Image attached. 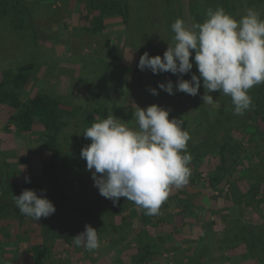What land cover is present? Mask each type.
Masks as SVG:
<instances>
[{
	"label": "trees",
	"instance_id": "1",
	"mask_svg": "<svg viewBox=\"0 0 264 264\" xmlns=\"http://www.w3.org/2000/svg\"><path fill=\"white\" fill-rule=\"evenodd\" d=\"M132 2H78L82 13L80 20L85 22L78 27L80 37H98L105 29V19L111 17L121 21L125 46L135 45L138 55L148 51L156 53V47L166 41L171 45L174 36L171 24L180 18V0H138L139 13L134 17ZM213 5V0H202L204 17L209 8L214 9ZM0 16H3L11 31L29 27L27 36L37 47L49 41L56 42V37L48 38L38 29L39 21L28 0H0ZM142 23L151 33L150 39H147V34L143 35V31L141 33L144 27ZM88 46L89 51L96 50L90 43ZM33 67V63H26L14 71L5 70L0 79V104L12 109L6 129L13 126L18 136L28 138L36 132L43 151L41 169L27 175L30 182L26 183L25 179L23 186L14 181V175L5 164L6 159L3 158L4 163L0 164V264H49L54 243L62 237L52 230L56 224L66 227L63 239L67 244L71 242L75 229L78 235L85 230V225H90L98 231L100 243L120 245V254L126 248L130 249L131 242L134 244L128 264H150L156 255H161V251L166 249L160 247L175 239L180 232L178 217L187 215L188 210L196 206L202 194V191L195 189L199 184H203L205 194L202 195H206L207 199L217 198L212 195L214 191L221 196L227 186L224 193V198L230 203L227 210L233 206L238 211L240 207L256 205L261 218L258 224L245 222L237 215H226L222 230V241L225 243L219 245L225 250L242 247L243 250L235 255L237 261L234 262L250 260L264 264V83L249 90L253 105L243 115H234L232 102L215 108L203 103L200 93L192 96L190 102L187 94L176 92L173 88L174 94L169 95L168 102L159 107L169 111V120H181L182 127L189 133L187 152L192 157L190 177L183 187L171 188L175 191L170 192L159 214L147 215L123 197L113 204L101 195H81L73 187L80 172V162L86 163L80 156L81 149L91 143L90 139L84 138L83 132L94 122L93 114L102 110L109 99L119 74L118 67L101 63L98 68H91L93 71L87 79L84 78L86 81L83 83L84 95L90 98L81 106L73 105L70 111L61 110L62 101L49 94L36 93L28 99H21V90ZM164 74L151 73L149 84H158L157 81ZM171 76L172 79L167 82L175 84V75ZM185 109L191 110L188 115H182ZM247 132H251V141L255 142L257 137L250 151L244 146ZM203 172L206 173L205 179L201 178ZM239 181L246 183L243 192L238 190ZM25 189L35 190L38 195L44 190L46 198L56 209L55 213L36 222L22 215L14 197ZM235 194H241L243 198ZM176 209L177 212L173 213ZM23 223L35 225L40 241L29 240L25 247L14 243L11 229ZM210 245L209 231L204 230L196 245L186 250L185 263L205 264L204 257L210 248L213 251L218 249L217 243L212 247Z\"/></svg>",
	"mask_w": 264,
	"mask_h": 264
},
{
	"label": "rangeland",
	"instance_id": "2",
	"mask_svg": "<svg viewBox=\"0 0 264 264\" xmlns=\"http://www.w3.org/2000/svg\"><path fill=\"white\" fill-rule=\"evenodd\" d=\"M81 1L84 0H28L34 10L36 20L39 21L37 26L41 33L51 39L56 37L55 43L49 41L42 47L35 46L31 37L27 36L29 27L11 31L3 16H0V79L5 70L14 71L20 65L33 63V70L21 90V99H28L36 93L49 94L62 101L61 110L70 111V107L73 105L81 106L90 98H86L84 95L83 83L86 81L84 78L89 77L91 70L93 71L95 67L98 68L101 63L113 64L118 67L119 74L113 84L109 99L105 102L102 110L93 114V119L97 116L107 118V116L113 115L122 122L128 123L129 127H134L135 122L132 119H134L133 113L136 106L145 109L153 104L161 106L168 102L169 95L159 89L158 84H166L169 79H172L171 73L164 72V76L157 81L158 84H149L152 72L148 69L144 71L138 69L137 65L141 55L136 52L135 45L125 46L124 26L117 18H106L105 29L98 37H80L78 27L85 23L80 20L82 13L79 11L78 2L81 3ZM213 1V10L222 7L236 20L244 16L250 8L257 11L260 18L264 20V0ZM80 7L82 6L80 5ZM138 8V0H133L131 3L133 17L135 14L138 15ZM179 17L189 28L193 23H202L206 19L202 12V0H180ZM138 21L141 19L139 18ZM142 26L144 27L141 33L143 31V35H150H146L147 39H150L151 33L146 31V25L142 23ZM89 43L96 50L89 51ZM168 44L167 41L160 44L156 47V53L151 52L149 55L162 57ZM30 57L36 58L31 59ZM190 62H193L191 58ZM86 69L89 70L86 71ZM192 74L199 75L194 66L189 74H185L181 78L191 79ZM174 79L173 88L176 90L178 76L175 75ZM149 89H156L158 95H152ZM198 93L201 94V100L203 95H211L215 102L210 105L215 108H220L231 102V98L222 93H207L202 85ZM186 97L190 99L188 101L192 102V96L186 95ZM11 111V108L0 104V164L4 163L2 162L3 158L6 159L5 164L8 165L10 173L14 175V181L22 185L27 175L34 174L41 169L43 151L36 132L28 138L18 136L13 126L6 129ZM183 111L185 113L182 115H188L191 110ZM249 133L251 132L245 133L244 140V146L248 148L247 151H250L251 145L257 141V137H255V142L251 141ZM81 162L78 178L73 183L74 189L84 196L99 195L98 189L94 187L91 173L86 170V163ZM205 177L206 173L203 172L201 178L205 179ZM237 185L241 192L246 188V183L243 181L237 182ZM227 188V186L224 187L221 196L218 194L219 192L214 191L212 195L217 197L216 199H207L206 195H202L205 194L203 184L197 185L195 189L202 191V194L199 196L196 206L189 209L187 215L178 217L181 225L180 232L174 237L175 239L160 247L166 249L161 251V255H156L150 264H186V250L196 245L197 239L204 230L209 231L210 247L215 243L218 245V249L215 248L216 250L213 251L210 248L207 252L204 257L205 264H256L250 260L234 262L237 261L235 255L243 250L242 247L225 250L219 245L225 243L222 241V237H224L222 230L226 215H237L243 221L253 224L261 222L260 212L256 210V205L243 206L238 211L233 206L227 210L226 207L229 208L230 205L229 201L224 198ZM174 191V189L170 190L171 193ZM208 192L211 194L210 191ZM235 196L243 198L241 194H235ZM175 212L177 209L173 211V213ZM52 230L56 235L62 237L54 243L49 264H128L129 256L133 253L131 248L134 244L132 242L129 245L130 249L126 248L121 254L119 252L121 246L112 242L99 243L97 249L87 251L74 244L72 238L77 235L76 229L69 244L65 243L63 239L67 232L64 225L56 224ZM11 231L14 243L22 247H25L29 240L36 242L41 239L37 228L32 224H16ZM11 246L9 245V247Z\"/></svg>",
	"mask_w": 264,
	"mask_h": 264
},
{
	"label": "clouds",
	"instance_id": "3",
	"mask_svg": "<svg viewBox=\"0 0 264 264\" xmlns=\"http://www.w3.org/2000/svg\"><path fill=\"white\" fill-rule=\"evenodd\" d=\"M174 33L171 45L163 56H140L138 69L153 74L164 72L178 76L176 91L196 96L202 86L207 93L218 92L231 98L234 115H243L252 105L249 90L264 83V20L254 9H248L239 20L222 7L206 11L202 23L186 27L177 18L171 24ZM190 58L193 62H190ZM193 64L199 75L190 80ZM158 88L173 95V84H158ZM158 95L156 89H149ZM203 103L215 101L209 94ZM135 126L129 127L113 115L95 117L84 132L91 143L81 149L94 187L99 195L116 204L123 197L133 202L147 215L159 214L172 187L177 189L188 183L192 157L187 152L189 133L181 120H169V111L155 104L133 113ZM94 170V171H93ZM25 182H30L27 178ZM20 213L33 222L55 213L53 203L44 190L25 189L14 197ZM77 247L93 251L99 247L98 231L90 225L72 238Z\"/></svg>",
	"mask_w": 264,
	"mask_h": 264
},
{
	"label": "crops",
	"instance_id": "4",
	"mask_svg": "<svg viewBox=\"0 0 264 264\" xmlns=\"http://www.w3.org/2000/svg\"><path fill=\"white\" fill-rule=\"evenodd\" d=\"M28 242V241H27Z\"/></svg>",
	"mask_w": 264,
	"mask_h": 264
}]
</instances>
